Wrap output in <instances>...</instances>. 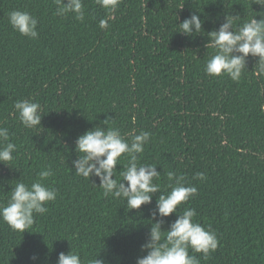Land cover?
Wrapping results in <instances>:
<instances>
[{
    "label": "trees",
    "instance_id": "trees-1",
    "mask_svg": "<svg viewBox=\"0 0 264 264\" xmlns=\"http://www.w3.org/2000/svg\"><path fill=\"white\" fill-rule=\"evenodd\" d=\"M82 3L80 21L57 16L55 0H0V127L16 146L12 163L0 164V204L17 182L30 185L49 168L53 175L42 183L57 193L28 232L0 220V264H57L71 247L83 264L99 252L105 264H136L146 255L141 249L153 215L164 230L177 218L158 215L169 171L197 188L178 213L194 208L195 221L219 241L207 258L189 250L199 264H264V74L252 57L238 81L204 71L214 54L207 34L228 16L242 24L260 6L255 0H117L111 9L97 0ZM13 10L37 19L36 39L12 28ZM193 14L202 31L178 34L177 24ZM18 100L41 105V126L22 125ZM106 119L122 135L150 133L138 159L157 166L161 191L139 210L128 211L124 200L104 195L99 178L77 176L72 167L78 137ZM126 162L121 158L113 179H121ZM198 173L205 179H195Z\"/></svg>",
    "mask_w": 264,
    "mask_h": 264
},
{
    "label": "clouds",
    "instance_id": "clouds-1",
    "mask_svg": "<svg viewBox=\"0 0 264 264\" xmlns=\"http://www.w3.org/2000/svg\"><path fill=\"white\" fill-rule=\"evenodd\" d=\"M57 16L71 14L75 19L84 20L82 0H55ZM106 9L114 8L117 0H97ZM261 8L256 15L237 26L239 17L228 16L218 31L207 34L209 42L207 49L213 53L207 60L204 71L208 76H228L233 81L241 78L246 69L249 57L258 58L256 70L264 74V0H255ZM259 16L258 20L256 17ZM178 20V17H177ZM8 22L20 35L31 39L38 37L37 19L27 11L13 10L8 14ZM101 29L108 27L107 20L99 21ZM177 33L192 36L202 31V21L198 15H191L182 23L177 24ZM18 119L25 128L32 129L41 126V105L32 100H18L14 104ZM104 125L95 127L76 141L75 151L78 158L72 162L75 174L85 179L99 178V187L105 196H112L126 202L128 211L139 210L143 205L152 202L153 194L161 191V185L156 181L161 175L156 172V165L141 163L140 154L150 139V133L132 132L122 135L115 127ZM106 128V130H105ZM16 146L10 142L7 128L0 127V164L9 166L14 160ZM121 158L126 160L121 179H113ZM53 175L52 170L41 171L39 179L30 185L17 182L11 189L6 205L0 204V220L5 222L14 232L25 233L32 228L36 215L47 212L46 204L56 199L55 190L46 187L42 181ZM195 179L204 180L203 173H198ZM170 189L157 200L158 215L167 218L175 214L177 217L167 230L163 229V221H155L152 217L148 241L142 245L146 252L138 258L136 264H199L193 253L202 254L207 258L218 247V239L214 231L204 228L195 221L197 215L194 208L184 207L182 213L178 208L196 196L197 188L185 182V177L175 172L167 173ZM100 253V252H99ZM99 253L88 259L87 264H105L99 258ZM35 259V258H34ZM57 264H83L78 252L71 250L61 252Z\"/></svg>",
    "mask_w": 264,
    "mask_h": 264
}]
</instances>
